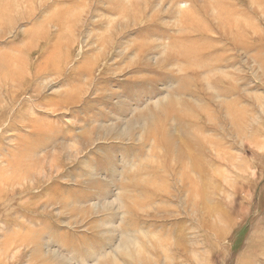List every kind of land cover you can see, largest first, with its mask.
Listing matches in <instances>:
<instances>
[{"label": "rangeland", "instance_id": "1", "mask_svg": "<svg viewBox=\"0 0 264 264\" xmlns=\"http://www.w3.org/2000/svg\"><path fill=\"white\" fill-rule=\"evenodd\" d=\"M0 264H264V0H0Z\"/></svg>", "mask_w": 264, "mask_h": 264}, {"label": "bare ground", "instance_id": "2", "mask_svg": "<svg viewBox=\"0 0 264 264\" xmlns=\"http://www.w3.org/2000/svg\"><path fill=\"white\" fill-rule=\"evenodd\" d=\"M21 165H19V167L17 166V168H22V167H20ZM30 168V167H29ZM23 170L25 169V167L24 168H22ZM26 170V169H25ZM29 173V172H28ZM15 176V175H14ZM22 176H24V175H22ZM18 177V176H17ZM24 178H26V177H24ZM17 182H19V180L17 181Z\"/></svg>", "mask_w": 264, "mask_h": 264}]
</instances>
